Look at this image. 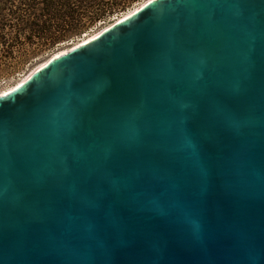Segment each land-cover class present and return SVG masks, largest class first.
I'll return each mask as SVG.
<instances>
[{
	"label": "water",
	"instance_id": "obj_1",
	"mask_svg": "<svg viewBox=\"0 0 264 264\" xmlns=\"http://www.w3.org/2000/svg\"><path fill=\"white\" fill-rule=\"evenodd\" d=\"M0 264H264V0H151L0 96Z\"/></svg>",
	"mask_w": 264,
	"mask_h": 264
},
{
	"label": "trees",
	"instance_id": "obj_2",
	"mask_svg": "<svg viewBox=\"0 0 264 264\" xmlns=\"http://www.w3.org/2000/svg\"><path fill=\"white\" fill-rule=\"evenodd\" d=\"M138 1L0 0V54L4 55L3 59L0 55V63L24 44H36L42 51L54 50Z\"/></svg>",
	"mask_w": 264,
	"mask_h": 264
},
{
	"label": "rangeland",
	"instance_id": "obj_3",
	"mask_svg": "<svg viewBox=\"0 0 264 264\" xmlns=\"http://www.w3.org/2000/svg\"><path fill=\"white\" fill-rule=\"evenodd\" d=\"M143 1L145 0L135 2L131 6L127 7L124 11L115 14L119 15L120 13L129 11V9L134 8L136 5H139ZM110 20H111V16H110ZM108 22L109 21L107 19L105 21V24H107ZM104 27H105L104 25L101 26L97 25L91 27L90 28L91 33L89 35H93L95 32L101 30ZM61 44H62L61 46L59 45V47H57L56 49L54 48V50L51 51L50 50L42 51V49L38 47L36 44L35 45L24 44L20 49L15 50L10 58H6L2 63H0V92L12 85L14 86V84L16 85L17 82H19L20 79H22L23 75H26L29 72L37 69L39 65L45 62L53 54L71 47L69 46V44H64V43ZM0 55L2 56L3 59L4 55L2 54ZM24 59L28 61L24 63L23 62Z\"/></svg>",
	"mask_w": 264,
	"mask_h": 264
},
{
	"label": "bare ground",
	"instance_id": "obj_4",
	"mask_svg": "<svg viewBox=\"0 0 264 264\" xmlns=\"http://www.w3.org/2000/svg\"><path fill=\"white\" fill-rule=\"evenodd\" d=\"M151 0H145L143 2H141L139 5H136L134 8L129 9L128 12L123 13L122 16L120 18H118L115 22H112L110 24H108L105 28H103L102 30H98L97 32H93V35H89L85 38H83L81 40V42H79L76 46L71 47V48H67L65 50H61L55 54H53L50 58H48L45 62H43L41 65H39L37 67V69L33 70L32 72H30L29 74H27V76L20 80L16 85H14L13 87L9 88L8 90H4L2 93H0V96H6L7 94H9L10 92H12L14 89L18 88L19 86H21L36 70H38L39 68L43 67L45 64L48 63V61H50V59L59 56L61 54L67 53L69 51H71L72 49H75L76 47H80L82 45H84L85 43L91 41L92 39H94L96 36H98L102 31H104L105 29H107L109 26H111L114 23L120 22L130 16H132L133 14H135L136 12H138L142 7H144L148 2H150Z\"/></svg>",
	"mask_w": 264,
	"mask_h": 264
},
{
	"label": "built area",
	"instance_id": "obj_5",
	"mask_svg": "<svg viewBox=\"0 0 264 264\" xmlns=\"http://www.w3.org/2000/svg\"><path fill=\"white\" fill-rule=\"evenodd\" d=\"M126 12H128V11H126ZM126 12H123V13H126ZM123 13H120L119 15H113V16H111V20H110V16L108 17V18H106L105 20H103V21H99V22H97L94 26H101V25H104L105 27L108 25V24H110V23H112V22H115L118 18H120L121 16H122V14ZM108 19V23L107 24H105V21ZM94 26H92V27H94ZM104 27V28H105ZM103 29V28H102ZM101 29V30H102ZM91 33V29H89V31H86L85 33H83V34H81L80 36H77V37H74V38H71V39H68V40H66V41H64V42H62V43H64V44H69V46H71V47H74V46H76L79 42H81V40L83 39V38H85V37H87V36H89V34ZM59 45L61 46L62 44L60 43V44H58L57 46H56V48L57 47H59ZM70 47V48H71ZM55 48V49H56ZM32 72V71H31ZM30 73V72H29ZM28 73V74H29ZM27 76V74L26 75H23L22 76V79H24L25 77ZM22 79H20V80H22ZM18 83V82H17ZM15 85V84H14ZM13 86V85H12ZM12 86H10V87H12ZM10 87H8V88H6V89H4V90H7V89H9ZM4 90H2L0 93H2Z\"/></svg>",
	"mask_w": 264,
	"mask_h": 264
}]
</instances>
